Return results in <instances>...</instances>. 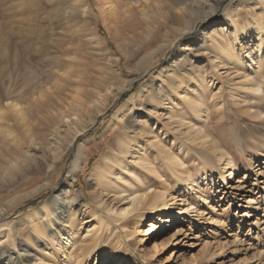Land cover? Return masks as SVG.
<instances>
[{
	"label": "rangeland",
	"instance_id": "obj_1",
	"mask_svg": "<svg viewBox=\"0 0 264 264\" xmlns=\"http://www.w3.org/2000/svg\"><path fill=\"white\" fill-rule=\"evenodd\" d=\"M219 1L218 26L208 30L198 51L199 71L188 78L176 70L163 83L159 71L171 58L167 51L138 67L149 51L127 62L118 42L135 51L150 35L163 36L164 27L148 35L145 25L136 27L125 17L116 24L108 13L105 22L100 11L107 7L105 0H0V91L7 90L11 78L7 76L15 62L32 65L44 84L56 70L64 76L73 74L71 79L65 76L70 83L62 90L75 86L72 83L87 73L95 80L114 71L113 84L118 79L133 80L123 92L112 86L100 93L83 81L91 101L89 115L96 121L75 142L74 150H65L66 125L76 121L72 116L61 125L59 144L34 153L29 165L38 171L15 186L0 185V260L11 258V264H264V113L250 107L257 102L255 87L258 98L264 97V11L261 5L238 7L240 1L251 0ZM83 2L88 3L89 16L77 13ZM124 3L127 18L142 19L144 6ZM233 12L238 15L231 18ZM227 22L231 27L224 25ZM203 28L199 25V32ZM94 37L101 40L97 45L92 44ZM228 56L239 64L227 65ZM14 78L11 85L20 87L22 75ZM183 78L184 86L172 91L171 81L179 86ZM150 79L160 87L142 94ZM197 80L205 84L187 92L184 87ZM257 80L261 84L254 87ZM171 91L178 98L173 105L167 99ZM54 92L51 99L56 101ZM63 95L69 97L71 92L66 89ZM97 108L103 109L99 117ZM32 120L36 124L37 117ZM132 125L137 129H130ZM217 125L224 129L227 144L213 135ZM150 129L157 131L155 137L149 136ZM126 137L145 142L147 163L141 161L139 150L120 157L131 164L130 173L122 180L112 175V181L99 186L94 170L104 157L110 158V170L116 168L117 143ZM82 144L80 168L72 173ZM55 156H62L61 160L55 161ZM48 182L50 186L36 195L9 205ZM63 186H74L81 200L66 222L53 223L40 210H51L50 202ZM59 230L73 234L62 238Z\"/></svg>",
	"mask_w": 264,
	"mask_h": 264
},
{
	"label": "bare ground",
	"instance_id": "obj_2",
	"mask_svg": "<svg viewBox=\"0 0 264 264\" xmlns=\"http://www.w3.org/2000/svg\"><path fill=\"white\" fill-rule=\"evenodd\" d=\"M105 1L107 7L100 10L101 15H105V22L108 21L107 14L109 13L111 16L110 18L113 19L116 24H122L125 20H123L122 17H125L128 22L136 27L140 28L145 25L148 28L146 29L149 32L148 35L152 34L154 29L157 31H160L162 27L166 29V33L163 36L160 32H157L153 36L150 35L149 41L135 51L128 48L122 43V41L118 42L119 49L125 53V61L130 62L142 52L149 51L137 64L138 67L141 65L145 66L154 61L158 53L167 51L171 58L166 61L163 68L159 71V75L165 79L163 83L167 82L176 70L179 73H183L184 77L188 78L192 77L193 74L199 71L202 64V57L199 55L198 51L205 45L207 39L206 33L208 30L218 26L215 23L219 20V18H217L220 8L219 0ZM125 1L135 2L137 5H140L139 7L144 6V9L140 13L142 19H130L131 16L127 18L125 12L126 7L124 5ZM87 2H83L78 8H76L78 10L77 13L80 12L82 16L90 15V8L87 7ZM259 5L262 6L264 11V0H251L250 2L240 1L238 7L241 6L242 9H249ZM151 6H153V8L155 6L156 11L150 10L149 8H151ZM237 15L238 12H233L231 18H234ZM174 18L176 21L171 24L170 21ZM199 25L204 27L201 32L198 30ZM224 25L226 27H231L228 22ZM122 34L125 33L121 31L119 35L122 36ZM258 38L259 41L262 40L261 37ZM160 40L162 41L160 42ZM100 41L101 40L98 37H94L92 44L97 45ZM179 44H181L182 47H180ZM218 55L219 58H221V54ZM226 63L227 65H236L239 64V60L228 56L226 58ZM188 68L190 69L187 70ZM63 73L61 74V70L54 71L53 77L51 78L52 80L44 84L40 83L38 80L37 73L32 65L26 63L17 64V62L14 63L11 72L7 76H11L8 81L7 90L0 91V185L5 183L15 186L16 184L25 181L29 177L28 174H31L33 170L38 171L39 168L37 166L31 167L29 165V162L34 160V153L38 151L44 153L53 145L56 146L59 144V141L63 138L62 133L60 135L61 125H63L62 123H64L65 119L70 120L72 116L76 118V121L66 125L68 132L66 133L67 145L65 150H74L75 142H77L79 137L87 131L88 127L96 121L94 118L92 119L91 115H89L91 101L90 98L87 97L89 93L86 89H83V81L87 85L90 84L92 90L97 91L98 93L104 90H109L112 86H117V89L120 92H123L127 87L132 86L133 84V80L130 79H118L116 84H113L111 83V80L115 77L114 71H107L105 77L102 76L95 80L90 79L91 76L87 73L86 77H81L78 83H72V85L75 86L69 88L65 87L64 90H62L64 87L63 85L70 83V81L65 80V76L70 79L73 76V74H65L64 76ZM15 75H22L21 86L17 88L11 85V83L16 81L14 78ZM120 75H123L122 71L120 72ZM148 83L150 86L145 87L142 94L147 90L157 91L158 87H160V85H156L157 82L155 79H150ZM202 84H205V82H201L200 84L197 80L192 82L189 87L185 86L184 88L185 90L187 89L188 92V88H193ZM258 84H261L260 80L254 82V87ZM183 86L184 78L181 80L179 86L176 85L175 81H171L170 85L172 91L176 93ZM66 89H69L71 92L69 97L68 95H63V91ZM54 90L57 92L56 101L51 99V91ZM172 91L167 98L171 105L178 101V98L175 97V94ZM254 92V100L257 102L256 105L251 104L250 107L255 109L257 113L263 114L264 97L258 98V90L256 87ZM198 95L200 99H205L203 94ZM186 98V96L182 97L183 100ZM102 112V108H97V117L101 116ZM85 115L90 116L89 121L84 119ZM34 117H37V120L35 121L36 124H34V121L32 120ZM136 122L137 118L134 119V124ZM130 129L136 130L137 127L132 125L130 126ZM212 132L217 139L224 143L226 142V133L220 125H217ZM156 133V130L150 129L149 136L155 137ZM84 145L85 144L80 145L78 152L74 156L71 169L72 173L80 168L85 148ZM145 149H147L145 142H142L137 138L127 139L126 137L125 140H120L117 143L119 156L114 157L113 159L116 168L110 170V158L104 157L103 162H101L94 170L93 176L99 179L98 185H107L113 180L111 179L112 175L118 177L117 179L122 180L130 173L131 164L121 162L119 159L120 157L126 155L129 156L139 150V152L142 153L141 155H143L141 161L147 163V160H145L146 156L144 155ZM61 157L55 156V161H60ZM147 168L148 166L145 167V169ZM49 186L50 183L48 182L27 194L17 196L9 203V205L16 204L20 200L34 196ZM80 200L81 198L77 194L74 186H63L57 196L50 202L51 210H46L45 212L40 210V213L41 215H44L43 217L50 219L53 223L56 221L60 223L66 222L69 216L74 213L75 207L80 203ZM2 212L3 210H0V215ZM170 217L171 216H169L168 219H170ZM33 218H35V215ZM155 226L156 225L153 223L151 229H154ZM59 234L64 238L66 236L70 237L73 233L59 230ZM23 249L27 250L28 248L25 247ZM0 264H11V258L0 260Z\"/></svg>",
	"mask_w": 264,
	"mask_h": 264
}]
</instances>
